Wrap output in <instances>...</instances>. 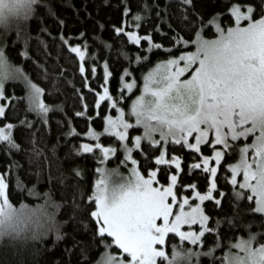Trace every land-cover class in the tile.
I'll return each mask as SVG.
<instances>
[{
    "label": "snow or ice",
    "instance_id": "snow-or-ice-1",
    "mask_svg": "<svg viewBox=\"0 0 264 264\" xmlns=\"http://www.w3.org/2000/svg\"><path fill=\"white\" fill-rule=\"evenodd\" d=\"M36 3L37 0H0V24L7 25L13 17L19 19L32 15ZM181 3L191 7L193 0H181ZM129 11V7L125 6L124 13ZM226 11L232 20L226 29L219 22L222 14H213L206 23L201 18V27L196 31L194 40L176 37V44H192L194 50L169 55L143 74L141 92L131 100L127 109L128 118L125 108L119 106L115 108L116 116L103 117V132L113 134L117 140L105 146L100 141L101 133L89 126L83 135L95 138L96 142H81L75 148L76 152L102 155L101 164L122 151L120 164H131L127 174L121 173L118 168L96 169L99 178L95 180L94 190L87 199L95 203L90 215L95 218L97 235L105 246L97 264H159V260H163L164 264H199L198 259L194 258L202 254L199 245L204 234L211 230L219 235L217 229H209L210 218L201 204L189 203L187 195L174 190L181 175L182 158L175 152L170 159L165 158L169 142L200 153V159L189 165V171L204 169L206 190H193L191 195L201 202L211 198L218 206H222L225 193L223 189H218L217 165L221 164L226 151L238 148V159L227 165L231 170L230 183L239 185L233 188V194L237 200L247 195L249 201L254 200V208L249 211L264 214V14L254 18V6L251 4L242 6L232 3ZM134 19L142 21L139 12ZM209 25L215 27L217 32L211 39L202 35V30ZM114 30L117 34H125L123 26H114ZM126 36L141 47L144 46L143 41H147L148 51L153 47H164L156 43L151 34L142 37L136 31L129 30ZM64 43L84 61L85 52L81 50V45L69 44L67 39ZM21 55L27 56L28 53L25 51ZM119 55L128 56L129 64L147 59L137 54L133 61L124 49L120 50ZM96 70L93 64V76ZM79 72L82 75L86 73L85 63L79 64ZM185 73L189 74L185 76ZM124 74L120 82L130 92L136 82L125 79L130 74L128 68L124 69ZM110 76L108 64L105 63V84L102 85V93L96 92V106L105 97L109 107L119 103L109 95L107 83ZM21 80L26 88L27 110L34 111L43 123H47L50 110L58 106L49 105L41 99L45 88L34 83L21 67L13 64L6 56L5 49L0 47V117L6 115L8 106L2 102L5 82ZM84 87L90 88L86 75ZM48 91L51 92V89ZM7 99L11 103L13 98ZM120 99H125L123 92ZM83 100L81 94L82 103ZM83 107L87 109V103H83ZM76 115L83 116L85 113L77 112ZM27 123V120L19 121L21 125ZM133 124L141 126L143 133L132 136L129 130ZM15 127L12 122L0 127V146L6 154L21 150L22 146L14 137ZM75 132L76 129L70 126L67 135ZM190 137H194V142ZM142 141L154 147L165 146L159 148V154L153 159L158 165L167 164L170 168L175 165L176 171L169 172L167 184L160 183L155 169H150L147 176L141 174L133 150L143 151ZM204 147L209 148L210 155L204 154ZM94 149L98 152H94ZM36 155L39 153L36 152ZM213 159L214 163L210 164L209 161ZM14 166L15 161L8 166L7 172H0V235L19 236L31 227L34 236L37 235L36 229L52 230L59 236L55 219V210L59 205L51 201L46 193L47 203L38 208H29L24 204L17 208L10 202L8 177ZM237 173H242V179L237 178ZM77 174H80L79 170ZM16 180L17 187L23 188L24 183L18 175ZM197 186L181 185L193 189ZM34 188H29V192L38 195ZM214 190L219 192V196L214 194ZM174 205H177L175 209ZM43 217L46 220L42 221ZM223 222L217 219V224ZM226 222L232 224L234 221L233 218H226ZM197 224L198 230H193ZM182 226H187V230ZM169 234L196 247L185 248L174 244L169 254L166 251V237ZM260 235L249 231L247 238L241 236L234 243L230 242V248L236 251L226 250L222 264H264V242H257ZM106 237L110 238V243ZM112 246L119 251H109ZM203 254L216 259L213 248Z\"/></svg>",
    "mask_w": 264,
    "mask_h": 264
},
{
    "label": "trees",
    "instance_id": "trees-1",
    "mask_svg": "<svg viewBox=\"0 0 264 264\" xmlns=\"http://www.w3.org/2000/svg\"><path fill=\"white\" fill-rule=\"evenodd\" d=\"M232 3L253 5L254 18L263 13L264 0H193L191 7L183 6L181 0H37L32 15L0 31V47L5 49L8 59L21 67L34 83L45 88L41 99L49 105L58 106L50 110L48 122L43 123L34 111L27 110L25 85L17 81L5 82L2 102L8 106L6 115L0 117V123L12 122L16 125L14 137L22 147L19 152L13 150L6 154L0 146V172H7L8 166L15 161L8 177L9 199L13 205L44 206L47 203L45 193L59 205L55 210V219L60 233L57 236L52 230L36 229L35 236L32 231L14 239L0 235V264H97L105 246L97 235L95 218L90 215L95 203L88 201L87 197L94 190L98 177L96 169L101 165L102 155L76 152L75 148L88 140L83 133L89 126L101 132L103 117L114 114V106L109 107L107 97L99 106L95 104L96 92L102 93V85L105 84L104 64H108L111 73L107 83L109 95L127 107L135 90L127 91L120 82L125 68L130 73L127 80L140 81L142 74L157 61L192 47V44H176V37L193 40L201 27V18L206 23L213 14H222L219 22L223 27L232 23L226 11ZM125 6L130 9L127 14L124 13ZM137 12L142 21L134 19ZM114 26L125 27V34H117ZM129 30L142 37L151 34L153 40L164 47H153L148 51L147 41H143L144 46L141 47L127 39L126 32ZM202 35L205 38L214 36L213 26H206ZM65 39L69 44L81 45V50L85 52L84 61L71 52L68 44L64 43ZM121 49L126 50L133 61L137 54L147 59L129 64L128 56L119 55ZM25 51L28 55H21ZM81 62L85 63L84 75L90 88L84 87V75L79 72ZM93 64L97 68L95 76L92 75ZM121 92L124 93V101L120 99ZM81 94L87 109L83 107ZM7 97L13 98L11 103ZM77 112H84L85 115L77 116ZM21 120L29 123L21 125ZM70 126L76 132L68 136ZM135 133L139 131L130 130L131 135ZM115 140L112 135L100 136L105 145ZM142 144L143 151L133 150L141 174L147 176L150 169H155L160 183L167 184L169 172L176 171L175 165L171 168L167 164L158 165L153 159L159 154V148L165 146L154 147L145 141ZM166 149V157L171 158L175 152L182 158L181 175L174 189L182 195L189 194V189L181 185L196 184L197 191H205L207 178L204 169L189 171V165L200 159V153L173 143H169ZM93 151L98 152L96 149ZM203 152L209 155V148L204 147ZM237 158L238 148L226 151L221 164L217 165L218 189H223L225 193L222 206L212 199L202 203L210 218L209 229H217L219 235L211 230L204 234L199 246L204 252L213 248L216 259L204 255L199 258V264H222L223 253L229 249L230 242L248 235L249 231L261 233L257 242H264V214L249 211L254 208V200L249 201L247 195L237 200L233 194L236 186L230 183L227 165ZM120 159L121 151L104 162L111 165L119 163ZM17 175L24 183L23 188L17 187ZM33 186L38 195L29 192ZM214 193L219 196L218 191ZM218 218L225 222L217 224ZM226 218H233L234 222L229 224ZM167 238L166 251L170 253L178 241L174 235ZM107 239L110 243V238ZM109 251L115 253L119 250L112 246ZM159 264H164V261L159 260Z\"/></svg>",
    "mask_w": 264,
    "mask_h": 264
},
{
    "label": "rangeland",
    "instance_id": "rangeland-1",
    "mask_svg": "<svg viewBox=\"0 0 264 264\" xmlns=\"http://www.w3.org/2000/svg\"><path fill=\"white\" fill-rule=\"evenodd\" d=\"M262 14H264V9H263V13ZM22 18H15V17H13V18H11L10 20H9V23L7 24V25H4V24H0V31H2L3 29H7L10 25H14L16 22H18V21H20ZM247 22V21H246ZM245 22V23H246ZM243 23V22H242ZM214 28V30H215V35H217V32H216V29H215V27H213ZM227 27H225V29H226ZM214 35V36H215ZM214 36H212V37H210V38H208V39H211V38H213ZM195 39V37L193 38V40ZM194 48H195V46L194 45H192V47L190 48V49H186V50H182V51H193L194 50ZM181 52V51H180ZM180 52H178L176 55H179L180 54ZM164 59H166V58H164ZM161 60H163V59H161ZM160 61V60H159ZM158 62V61H157ZM156 62V63H157ZM156 63H154L152 66H150L144 73H147L148 71H149V69H151L152 67H154L155 66V64ZM191 71V70H190ZM143 73V74H144ZM143 74H142V76L140 77V81H135L136 83H135V85H134V87H133V89L131 90V91H133V90H135V92H134V94H133V96H132V99H134L135 98V96H137V95H139L140 94V92H141V86L143 85ZM189 73H185V76H187ZM128 77V75H126L125 76V79ZM127 80V79H126ZM128 80H130V79H128ZM7 82V81H6ZM17 82H21V83H23L24 84V82L21 80V81H17ZM103 92V91H102ZM131 99V100H132ZM27 101V100H26ZM121 101H124V100H121ZM28 104V103H27ZM130 104H131V101L128 103V105H127V107H124L121 103H118L117 105H115L114 107H113V109H114V114L113 115H109V116H116V110H115V108L117 107V106H119V107H123V108H125V110H126V118H128L127 117V109H128V107L130 106ZM5 123H0V127H2L3 125H4ZM131 131H139V133H135V134H133L132 136H135V135H138V134H142L143 133V128L141 127V126H136V125H134L133 124V128L132 129H130ZM129 130V131H130ZM98 132H100V131H98ZM101 134H108V135H112V136H114L113 134H111V133H104L103 132V130L100 132ZM115 137V136H114ZM88 138V140H84L83 142L84 143H95L96 142V139L95 138H93V137H87ZM116 138V137H115ZM117 139V138H116ZM157 139H159V136H158V134H157ZM190 139L191 140H193V142H194V137H190ZM241 139H243V138H241ZM127 142V141H126ZM142 142H144V141H142ZM145 142H147V141H145ZM249 142H250V140H249ZM169 143H171V142H169ZM168 143V144H169ZM163 145V144H162ZM105 146H108V145H105ZM114 146V145H113ZM222 147V146H221ZM121 153H122V158H123V152L121 151ZM211 153H209V155H210ZM114 155V154H113ZM112 155V156H113ZM112 156H110V157H112ZM238 156H239V153H238ZM110 157H108V159L110 158ZM166 159H170V158H168V157H165ZM102 159H103V157H102ZM222 159H223V157H222ZM221 159V160H222ZM238 159V158H237ZM236 159V160H237ZM105 161V160H104ZM209 163L210 164H213L214 163V159L213 160H211V161H209ZM233 163H235V162H233ZM99 167H104V168H108V169H112V168H118L119 169V171L121 172V173H123V174H127L128 173V171H129V168L131 167V164H130V162H129V164L128 165H121L120 164V162L119 163H114V164H111V165H109V164H106L105 162L103 163V164H101ZM98 167V168H99ZM149 173V172H148ZM230 176H231V170H230ZM97 178H99V174H98V177ZM237 178L238 179H242V173H237ZM239 187V185H236V188H238ZM175 188V187H174ZM189 190L188 191H190L189 192V194H188V192L187 193H185V194H183V195H187L188 197H189V203H200L201 204V206H202V203L204 202H201V201H199V200H197V198L196 197H193L192 195H191V193H192V191L193 190H196V189H192V188H188ZM175 190V189H174ZM197 191V190H196ZM215 191V190H214ZM215 194V193H214ZM182 195V194H181ZM211 199V198H210ZM25 205V204H24ZM15 207H17V208H19L20 206H21V204L20 205H14ZM26 206H28L29 208H38V207H41V206H38V207H36V206H34V205H26ZM177 207V205H174V209ZM203 208V207H202ZM41 220L42 221H44V220H46V217H43V218H41ZM182 228L184 229V230H187V226H182ZM198 228H199V225L197 224V225H195V226H193V230H198ZM32 230H31V227H30V230L28 231V232H26V233H22L21 235H19V236H24V235H27V233H29V232H31ZM41 231V230H40ZM169 235H174V234H169ZM249 235V234H248ZM248 235H246V236H243V237H245V238H247V236ZM19 236H15V235H1V237H8V238H18ZM239 237H241V236H239ZM238 238V237H237ZM237 238H235L234 239V241L232 242V243H234L235 242V240L237 239ZM167 237H166V241H167ZM177 241H178V246H183V247H185V248H188V247H196L195 245H192L190 242H187V241H180V240H178L177 239ZM183 242H185V243H187V244H183ZM159 246V245H158ZM200 247V246H199ZM201 249V248H200ZM228 250H230V251H232V252H235L236 251V249L235 248H230V245H229V249ZM172 251V250H171ZM171 251H170V253H171ZM201 252H202V254H201V256L200 257H202V256H204V254L203 253H206V252H204L203 250H201ZM169 253V254H170ZM125 256H126V254H125ZM200 257H198V258H194V259H198V261H199V258Z\"/></svg>",
    "mask_w": 264,
    "mask_h": 264
}]
</instances>
